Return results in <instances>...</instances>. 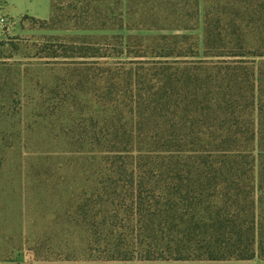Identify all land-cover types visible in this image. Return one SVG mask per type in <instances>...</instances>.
Listing matches in <instances>:
<instances>
[{
  "label": "trees",
  "instance_id": "1",
  "mask_svg": "<svg viewBox=\"0 0 264 264\" xmlns=\"http://www.w3.org/2000/svg\"><path fill=\"white\" fill-rule=\"evenodd\" d=\"M51 1L49 20L24 19L54 29ZM68 5L85 34L59 51L88 73L54 96L95 167L69 236L100 260L264 262V0Z\"/></svg>",
  "mask_w": 264,
  "mask_h": 264
},
{
  "label": "rangeland",
  "instance_id": "2",
  "mask_svg": "<svg viewBox=\"0 0 264 264\" xmlns=\"http://www.w3.org/2000/svg\"><path fill=\"white\" fill-rule=\"evenodd\" d=\"M77 1H60L54 29L25 20L28 14L13 19L0 3V19L7 22L0 26V264H147L97 259L96 245L92 256L85 254L88 242L67 232L69 202L95 172L90 156L75 153L81 147L67 137L72 111L59 107L62 95L54 96L63 81L88 73L73 64L86 60L66 59L59 51L85 34L71 30L86 26L68 16L74 17L68 4ZM104 34L112 35H93ZM55 53L59 58H51Z\"/></svg>",
  "mask_w": 264,
  "mask_h": 264
},
{
  "label": "crops",
  "instance_id": "3",
  "mask_svg": "<svg viewBox=\"0 0 264 264\" xmlns=\"http://www.w3.org/2000/svg\"><path fill=\"white\" fill-rule=\"evenodd\" d=\"M0 3L5 4L6 14L11 18H13V15L15 14L19 15L18 17L28 14L39 20H49L52 15L51 0H0ZM27 6L31 9L29 12H25V7ZM60 63L64 64L66 62ZM254 264H264V262L257 261Z\"/></svg>",
  "mask_w": 264,
  "mask_h": 264
},
{
  "label": "built area",
  "instance_id": "4",
  "mask_svg": "<svg viewBox=\"0 0 264 264\" xmlns=\"http://www.w3.org/2000/svg\"><path fill=\"white\" fill-rule=\"evenodd\" d=\"M0 26H1L2 28H5V27L7 26V22H6L5 19H3V18L0 19Z\"/></svg>",
  "mask_w": 264,
  "mask_h": 264
}]
</instances>
